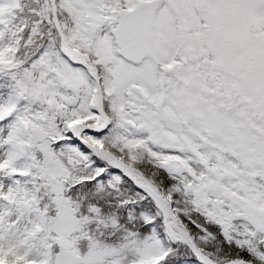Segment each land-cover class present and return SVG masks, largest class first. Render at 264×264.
Listing matches in <instances>:
<instances>
[{
  "label": "snow or ice",
  "instance_id": "snow-or-ice-1",
  "mask_svg": "<svg viewBox=\"0 0 264 264\" xmlns=\"http://www.w3.org/2000/svg\"><path fill=\"white\" fill-rule=\"evenodd\" d=\"M0 264H264V0H0Z\"/></svg>",
  "mask_w": 264,
  "mask_h": 264
}]
</instances>
